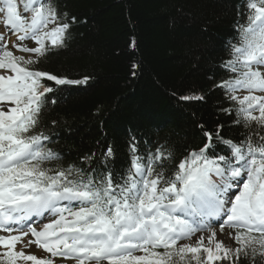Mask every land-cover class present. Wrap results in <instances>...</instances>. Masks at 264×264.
I'll use <instances>...</instances> for the list:
<instances>
[{
	"label": "snow or ice",
	"instance_id": "obj_1",
	"mask_svg": "<svg viewBox=\"0 0 264 264\" xmlns=\"http://www.w3.org/2000/svg\"><path fill=\"white\" fill-rule=\"evenodd\" d=\"M237 14L211 90L226 119L199 125L202 146L177 163L168 145L141 152L133 136L126 168L100 142L79 163L47 167L61 157L49 146L58 122L43 113L90 77L41 65L81 21L59 0H0V264H264V0ZM229 121L239 136L227 137ZM33 245L48 255L25 251Z\"/></svg>",
	"mask_w": 264,
	"mask_h": 264
},
{
	"label": "trees",
	"instance_id": "obj_2",
	"mask_svg": "<svg viewBox=\"0 0 264 264\" xmlns=\"http://www.w3.org/2000/svg\"><path fill=\"white\" fill-rule=\"evenodd\" d=\"M59 3L81 23L73 25L68 47L49 55L41 67L90 80L58 89V103L43 113L45 124L58 122L49 146L61 157L47 167L79 163L84 154L98 151L100 142L113 147L114 166L126 168L133 136L141 152L145 142L168 145L178 163L190 149L202 146L199 125L212 129L226 119L217 110L220 92L211 90L229 44L237 43V25L243 22L237 13L245 0ZM201 95L203 101L195 99ZM242 131L230 121L224 128L229 138Z\"/></svg>",
	"mask_w": 264,
	"mask_h": 264
},
{
	"label": "rangeland",
	"instance_id": "obj_3",
	"mask_svg": "<svg viewBox=\"0 0 264 264\" xmlns=\"http://www.w3.org/2000/svg\"><path fill=\"white\" fill-rule=\"evenodd\" d=\"M0 234H3V233H0ZM29 238L30 237H25L24 241L26 242ZM21 247H22V245L18 244L16 250L17 251L21 250ZM0 251H2V249H0ZM25 251L26 252H32L34 254H37L38 256L41 255V254L48 255L46 253H43V250L42 249H38L35 245H33L30 249H25ZM57 260H59V258H57Z\"/></svg>",
	"mask_w": 264,
	"mask_h": 264
}]
</instances>
